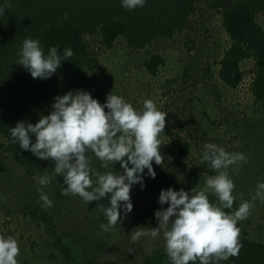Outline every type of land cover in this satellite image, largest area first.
Segmentation results:
<instances>
[{
  "label": "rangeland",
  "instance_id": "obj_1",
  "mask_svg": "<svg viewBox=\"0 0 264 264\" xmlns=\"http://www.w3.org/2000/svg\"><path fill=\"white\" fill-rule=\"evenodd\" d=\"M258 21L264 26V15H259ZM85 40L100 62L94 72L96 81L122 95L138 110L143 109L145 99L151 98L168 113L165 129L160 133L163 163L153 161L156 176L146 177L145 187H132L133 202L150 209L162 207L158 203L161 189H186L189 175L196 167L204 168V173L193 189L203 188L206 177L216 171L201 161L205 142H215L229 152L245 153L247 160L231 165L228 172L235 183L237 206L242 200L252 199L257 182L264 180V103L256 100L250 88L255 70L253 59L242 61V79L235 87L218 76L220 59L230 42L219 10L198 3L186 28L145 48L132 49L118 39L113 47L101 49L97 47L98 35ZM154 52L160 53L164 61L156 73H151L145 61ZM4 97L0 92V102ZM170 131L190 142L188 156L178 154ZM4 142L0 136V234L18 240L19 264H77L93 257L115 260L118 264H143L145 252L164 245L162 232L155 238L142 236L138 241L131 240L130 232L141 225L133 208L127 215L121 209V222L106 231L101 227L106 223L101 208L107 206L109 197L86 202L78 194H64L63 176L55 172V161L51 159L44 172L32 177L24 175L12 155L4 151ZM89 155L91 166L99 170L103 162L94 153ZM114 167L122 170L119 162ZM44 174L51 177V183L41 187L54 201L48 207L43 206L37 191L38 178ZM29 207L49 214L53 229L71 246L72 259L53 245L44 223L37 225L24 216L29 214ZM237 225L239 236L246 231L251 238L264 241V201L257 197L248 216Z\"/></svg>",
  "mask_w": 264,
  "mask_h": 264
},
{
  "label": "clouds",
  "instance_id": "obj_2",
  "mask_svg": "<svg viewBox=\"0 0 264 264\" xmlns=\"http://www.w3.org/2000/svg\"><path fill=\"white\" fill-rule=\"evenodd\" d=\"M145 3L146 0H121V5L130 10ZM5 7L11 8L12 0L0 2V16ZM17 55V62L34 78L43 79L52 76L73 55V49L67 47L61 53L59 45H52L45 52L38 37L28 36ZM167 114L151 98L145 99L143 109L138 110L113 90L102 103L90 90L80 88L57 94L50 112L35 123L18 120L10 132L21 149L55 161V172L62 174L66 185L62 188L64 194H78L86 202L109 197L107 206L101 208L106 217L101 227L107 231L121 222V209L124 215L131 212L132 187L135 184L145 187L146 177L155 178L153 161L163 163L160 133L165 129ZM89 153H94L107 170L93 169ZM246 160L243 152H229L215 142H205L201 161L216 170L215 174L208 175L199 190L162 188L158 197L162 207L155 209L157 226L134 227L131 240L138 241L142 236L155 238L162 232L171 264L197 260L199 264H219L237 255L240 247L237 222L248 216L257 197L264 201V180H261L251 200H242L234 212L225 211L232 208L236 199L235 183L228 169ZM116 162L122 170H116ZM50 183L49 175L39 176L37 191L44 207L54 203L41 187ZM209 192L216 195L219 203L209 199ZM165 204L167 207H163ZM19 252V242L14 236L0 234V264H19Z\"/></svg>",
  "mask_w": 264,
  "mask_h": 264
},
{
  "label": "trees",
  "instance_id": "obj_3",
  "mask_svg": "<svg viewBox=\"0 0 264 264\" xmlns=\"http://www.w3.org/2000/svg\"><path fill=\"white\" fill-rule=\"evenodd\" d=\"M2 2V0H0ZM220 11L222 24L229 37V45L220 59L219 78L231 87L242 79V61L255 62L251 91L257 101L264 103V26L258 21L264 15V0H146L142 7L127 9L121 0H12V7H5L0 16V92L5 95L0 102V136L5 139L3 149L12 155L24 175L34 176L44 172L49 159H42L30 150L19 147L10 132L18 120L35 123L51 111L57 94L69 90H90L102 103L111 90L96 81L95 69L100 62L94 49L88 46L87 36H99V48L113 47L121 39L132 49L145 48L158 39H169L188 26L190 16L198 3ZM39 38L45 52L52 45H59L61 53L73 49L68 57L48 78H34L17 62L18 49L25 37ZM164 61L154 52L145 61L147 70L156 73ZM107 111V109H105ZM172 143L179 155L188 156L190 142L170 131ZM35 139V136H33ZM99 166V171H106ZM204 168H194L186 182V190L194 188L203 176ZM209 199L219 203L213 193ZM234 200L227 212L236 208ZM30 208L24 216L37 225L44 223L55 245L67 258L74 257L72 248L56 233L52 218L46 211ZM136 220L143 226L157 225L155 209L139 207L133 202ZM239 252L224 260L223 264H264V241L251 238L243 231L238 238ZM54 258V255H51ZM77 264H118L115 260L88 258ZM143 264H171L164 245L145 252ZM189 264H199V260Z\"/></svg>",
  "mask_w": 264,
  "mask_h": 264
}]
</instances>
